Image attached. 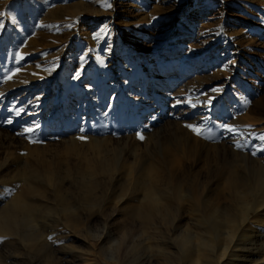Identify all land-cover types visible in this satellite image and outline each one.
I'll return each mask as SVG.
<instances>
[{
    "label": "rangeland",
    "instance_id": "1",
    "mask_svg": "<svg viewBox=\"0 0 264 264\" xmlns=\"http://www.w3.org/2000/svg\"><path fill=\"white\" fill-rule=\"evenodd\" d=\"M104 2L105 0H0V13H3L0 15V81L14 68L24 69L12 81L0 82V98L9 93L8 102L0 108L4 113H11L16 108L13 106L10 109L8 103H14L16 98L31 93L28 107L24 109L25 117L30 120V127L31 122H34L33 127L37 128L32 133H25L23 128L17 127L15 137L18 130L19 133H25L24 136L19 135L23 137L22 143L2 149L10 150L13 156L7 168H0V199L3 200L0 206L8 203V199L22 185L16 162H32L35 156L45 154L48 160L60 167H64L69 161L73 163L72 166L84 168L86 159L96 158L99 154L93 155L95 148L88 147V143L78 138L82 135L108 137L110 140L109 144L106 142L107 151L115 150L119 158L117 180L113 178L110 183L106 178L104 183L97 186L100 194L98 191L95 199L103 202L114 198L109 191L118 183L121 184L120 189H123L119 195L123 199L133 200L130 195H126L132 189V182L130 181L129 186L124 178L128 171L132 173L139 169L158 152L157 136L170 139L174 136L171 140L175 142L173 139L179 135L176 141L183 148L187 144L195 145L194 156L188 159L179 151H173V155L169 157L175 172L183 174L182 181L186 182L180 184L183 186L195 183L194 180L202 181L211 188L217 184L224 185L223 175L227 173V169L215 161L217 153L223 156L233 152L249 157L248 160L240 159L242 162H236L237 165H242L245 160L244 164H259L264 167V141L259 138L264 135V0H107L112 5L108 9L102 6ZM77 3L85 5L87 9L80 11V6L74 14L65 11V6H76ZM85 12H89L86 13L88 15L81 16ZM18 51L26 57L21 64H16L14 59ZM81 57L84 58V71L77 80L73 76L82 63ZM37 64L41 67L37 68ZM52 66H55V71L51 74L41 70ZM165 70L168 74L164 73ZM33 72L39 73L43 79L33 76ZM212 88L220 91L212 92ZM95 94L97 98L93 97ZM208 97H214L211 106L207 105ZM244 98L250 101L247 107L242 105ZM91 99H95L97 104L89 103V108L95 112L93 117H87L88 121H84L80 116H72L74 123L73 120H66V113L74 115L72 113L76 109L82 111L84 102ZM188 100L193 103L200 101L202 104L197 105L196 102L197 106L193 109L188 103H177ZM153 102L154 112L149 111L147 116H143L140 113L142 108ZM98 110L102 116L100 119L99 114H96ZM58 112L65 118L57 117ZM150 115L156 116L146 126L144 123L149 122L146 119ZM196 117L200 119L196 120ZM189 123L203 124L205 135L196 136L185 127ZM222 124L233 126L235 131H226L221 127ZM26 125L29 128L28 124L24 126ZM67 127L69 131L60 138H42L45 132H63ZM175 130L178 132L177 136L173 133ZM137 132L144 136L143 140L137 138ZM158 132H162L161 135ZM209 134L211 139L207 138ZM30 135H34L32 139ZM30 139L40 140L33 143L29 142ZM69 141L75 143L70 145L73 147L71 149L66 147ZM237 142L241 145L240 148L236 147ZM167 146L172 148L170 144ZM33 148H45L42 150L45 153ZM111 148L113 149L110 150ZM133 154L142 157L139 162L126 164L120 160L123 157L130 162ZM232 158L236 160L237 157ZM226 159L231 160V157L226 156ZM2 160L3 154L0 152V163ZM236 164L232 169L244 176V169ZM113 182L115 183L112 184ZM67 185L69 191L66 190V199H80V184L74 182ZM53 189V186L47 187L41 199L53 201ZM223 190L225 195L226 190ZM211 194L216 201L218 197L214 191ZM33 200L37 204L41 203L37 197ZM221 200L226 205L232 204L229 199ZM233 207L238 213V205ZM185 209L178 218L179 227L174 231H167L164 226L159 227L155 213L151 216L152 220H134L135 227L128 234L125 232L126 221L121 211H115L109 221L110 227L103 230L104 238L95 241L97 253L89 249L83 240L84 236L94 234L97 226H100L98 221L91 219L87 227L80 224L74 233H70L71 237L75 236L72 242L73 253L86 258L88 264H136L138 260L144 262L146 259L148 263L144 262L145 264H223L224 261L243 257V252L235 248V244L226 249L224 242L212 236H204L198 240L199 247L196 245V251L177 250L174 245L166 244L168 237L177 242L190 228V231L192 228L208 229L206 218L202 217L201 223L197 219L195 221L192 213ZM50 220L52 218L47 217L45 220L35 221L38 233L43 236L47 234ZM255 228L263 230L262 226L255 224L251 227L249 224L243 226L240 231L243 234L242 240L253 239ZM260 241L264 244V231ZM119 245L121 249H117ZM27 247L24 241L11 240L7 235L0 238V264H9V260L5 258L8 252L17 253L16 261L19 264L34 263L42 252L35 254ZM100 248L104 249L101 251L103 255L99 252ZM106 250L109 254L104 257ZM192 251L194 255L191 254ZM221 253H224L223 258ZM232 253L234 258L230 257ZM259 253L260 264H264V245ZM58 261L59 258L51 264H59ZM233 262L237 263V260Z\"/></svg>",
    "mask_w": 264,
    "mask_h": 264
},
{
    "label": "bare ground",
    "instance_id": "2",
    "mask_svg": "<svg viewBox=\"0 0 264 264\" xmlns=\"http://www.w3.org/2000/svg\"><path fill=\"white\" fill-rule=\"evenodd\" d=\"M78 4L79 3H77L76 6H75V4H69V5L65 6L64 9L69 14H74V12H77L78 8H80V6H81L80 11H81V9H87V7L85 5H81V4L78 5ZM86 13H89V12H85L81 16L88 15ZM90 16L91 15H89V17ZM18 17H19V15H18ZM150 71H152V70H150ZM164 73L168 74V72L166 70L164 71ZM6 88L8 89V86ZM7 94H9V93H7ZM7 94L4 95L2 98H0V107L3 104H6L8 102ZM98 94H100V93H98ZM93 97L97 98V94H95V96H93ZM30 98H31V93H26V94L20 96L18 99L16 98V101L14 103H13V101L9 102L8 106L10 105L9 106L10 109H13V106H14V108H16L11 113H6V112L4 113L3 110L0 108V152L3 154V160L0 163L1 169L7 168L8 164L10 163L9 160H11L10 158H11V156H13V154L10 150L2 151V149H4V147H8V146H16L17 143H22V138H23L22 136H19V135H16V137L14 136V134L17 130V127L26 129V128H28V126L27 125L24 126L25 124H28L30 127V120L25 117L26 112L24 111V109L28 107V100ZM89 99H90V97H89ZM94 100L91 99V100L85 101L83 104V110L82 111L79 112L77 109L75 110V112L72 111L73 112L72 114H74V115H70V114L67 115L69 112L66 113L65 116H68V117H66V120L67 121L73 120L72 116H74V118H77V116H80L81 119L84 121L87 119V117H93L95 112L92 108H89V103L91 102V103H94L95 105H97ZM98 100H100V99H98ZM160 101H162V100H160ZM196 102H197V105L202 104L200 101H196ZM62 103H63V101H62ZM111 104H109V105H111ZM154 105H155L154 102L146 105L144 108H142L140 113H142L143 116L144 115L147 116L149 111H153L152 109L154 108ZM77 106H79V105H77ZM139 107L141 108V106H139ZM191 108H193V107H191ZM63 109H65V107ZM193 109H195V108H193ZM80 110H81V108H80ZM108 110H109V108H108ZM208 110H206V111H208ZM8 111H10V110H8ZM135 111H137V110H135ZM157 111H158V109H157ZM96 112H97L96 114L101 113L99 110ZM108 113H111V112H108ZM200 113H202V112H200ZM99 115H98V119H100L99 117H102L101 115L100 116ZM28 116H29V114H28ZM58 116L60 117V119L65 118V116L62 117L61 112L60 113L58 112L57 117ZM154 116H156V115L148 116V118L146 120H148L149 122L144 123V124L146 126L151 124L152 120L155 119ZM139 117L141 118L142 116H139ZM193 117H194V115H193ZM106 118H107V115H106ZM78 119H80V118L78 117ZM104 119H105V117H104ZM199 119L200 118L196 117V120H199ZM7 120H11L12 123L11 124L6 123ZM110 120H109V122H110ZM86 121H88V120H86ZM176 121H178V119ZM75 122H76V120H75ZM107 122H108V120H107ZM198 122H200V121H198ZM33 123L34 122H31L32 128H35V127H33ZM72 123H74V120ZM76 124L77 123H75V125ZM96 124H98V123H96ZM177 124H178V122H177ZM34 125H36V124H34ZM67 125H68V123H67ZM173 125H176V124L173 123ZM92 126L93 125L90 126V129ZM106 128H107V126H106ZM35 129H37V128H35ZM109 130H110V128H109ZM68 131H69V128L65 129L63 132H59V131L58 132H53V131L45 132V133H43L42 138H45V140H46V137L57 139V138H60V136L62 134H64L65 132H68ZM146 131H147V129H146ZM153 131H155V130H153ZM19 132L20 131L18 130V133ZM128 132H127V134H128ZM175 132H176V130H175ZM175 132L173 131L174 135L177 136L176 134H178V132H176V133ZM137 133H139V132H137ZM158 133L161 135L162 132L161 133L158 132ZM83 134H84V132H83ZM147 134H148V132H147ZM24 135H25V133H24ZM81 135H82V133H81ZM89 135L92 136L91 134H89ZM135 135H134V137H135ZM32 136H34V135H32ZM32 136L30 135L31 139L33 138ZM100 136H98V137H100ZM84 137H86V139H84V141H85V143H88V147L95 148V150L93 151V155L95 156V154L96 155L99 154L98 156H96V158L86 159V162H85L86 166L84 168L78 167V166H72L73 163L67 161L68 158L66 159L67 163H65V166L60 167L59 165L52 163L50 160H48V158L45 156V154H42L39 157L35 156L34 160L32 159V162H28V160H23V161H20L19 163L16 162L17 170L21 176L20 181H21L22 185L17 189V192H15V194H13L8 199V201H9L8 203H4L0 206V238L3 239V237H5L7 235V236H9V238L11 240L18 241V242L24 241L25 246L27 245L29 247V249L32 250L35 254L42 252L41 255L39 257H37L36 260L34 259L35 262L32 264H39L40 262H42L41 264H43V263L44 264H51L57 258L60 259V261H58L59 264H88L89 261L86 258H82L81 256L73 253L74 252L73 251L74 246L72 245V242H73V239H75V236L71 237L70 233L71 232L74 233L76 230V227H78V225H80V224L87 227V225H89L91 219H95V221H98L97 224H100V226H97L96 232L94 234H90L89 236H87V235L84 236L83 240L86 242L89 249H91L92 251H95V253H97L95 250L96 249L95 241H98V240H101V238H104L103 237V233H104L103 230H105L107 227H110L109 221L111 220V217L114 215L115 211H121L120 213H122V215L126 221L124 223V225L126 227L125 232L128 234V233H131V231H133V229L135 227L134 220H140V221H144V222L147 220H152L151 216H153L155 213H157L156 214L157 215V225H159V227L164 226L167 231L168 230L174 231L177 227H179L178 218L180 217L181 213L183 212V209H185V208H186L185 210L192 213V216L195 217V221L197 219V221L200 222L201 221L200 219L202 217L206 218V220L208 221V226H209L208 229L200 230V228H199V230H198V229L194 228L195 230H193V228H192V231H190L191 230V228H190V230H188L184 233L182 232L183 233L182 238L179 241L173 242L172 239H169V237H168L165 241L166 244H170L171 246L174 245L177 250L182 249V250L189 252L191 250L197 249V246H196V245H198L197 241L202 239L204 236L205 237L206 236L217 237V239L220 242L225 243L224 247L226 249H228L229 247L232 248L233 244H235L234 245V246H236L235 248H237L243 252V254H242L243 257L242 258L239 257L241 259H234L232 261L230 259L229 261H226V262L224 261L223 264H260L261 258H260L259 252H260L262 246L264 245L263 242L260 241V236L262 234V231H264V167L263 166H260L259 164L258 165L244 164V162H246L245 161L246 158L248 160L249 157L242 156V155L237 154V153L231 152L228 155L223 154V156H220L219 153H217L215 156V161L217 162V164L221 165L222 168L227 169V173H225L223 175V177H224L223 180L225 181L224 185L217 184L216 186L214 185L215 186L214 188H211V187H209V185L202 183V181L200 182L198 180H194L193 182H195V183L186 184V186H183V185H180V184L186 183V182L184 183V181H182L183 180V177H182L183 174H178L177 172H175V170L173 169V166H172V160L169 157L173 155V151H176V152L179 151L181 153V155L185 156V158L188 159V158L194 156L195 145L194 144H192V145L187 144L186 146L184 145V148H183L181 143L176 141L177 137H175V139H173V140H175V142H173L171 139L174 136H172L171 139L167 138V137L162 138L160 136H157V137L155 136L157 139L156 146L158 148V152L150 159L149 162L146 161L145 164L142 165L139 169L134 170L132 173H129V171H128L126 174L127 177L124 178L127 181V183L129 184V186H130V181L132 182V189L129 190V193L126 192L127 193L126 195H130L133 198V200L123 199L119 195V194H122L121 192L123 189L122 188L120 189L121 184L120 183L117 184V182L115 181L117 186H114V187H116V189L113 187L109 191L114 196V198H111V200H109V201L103 202V201H98L95 199L96 193L98 191L100 194V189H98L97 186L104 183L106 178L110 181V183H111L113 178H114V180H117L116 174L118 173V171L120 169V167L118 166L119 158L116 154L117 152H114L115 150H113L112 152L107 151L108 146H106V145L109 144V140H110V139H108V137L102 136V138H96L93 136L89 137L87 135H84ZM37 138H40V137H37ZM110 138H111V136H110ZM31 139H30V141H31ZM125 139L127 140L128 138L125 137ZM38 140H40V139H38ZM41 141H39V142H41ZM43 141H44V139H43ZM154 141H155V139H154ZM106 142H108V144ZM150 142H152V141L150 140ZM152 143H151V145H153ZM155 143H156V141H155ZM74 144L75 143H73V141H69V143H66V147L71 149L73 147L70 145H74ZM118 144H119V141H118ZM168 144H170L172 146V148H169L167 146ZM246 145H247V143H246ZM63 146L65 147V145H63ZM110 147H112V146H110ZM37 149L33 148V150H37ZM44 149H42V150H44ZM112 149L113 148H111L110 150H112ZM42 150L39 149L37 151H40V153H45ZM136 154H137V152H136ZM136 154L131 155L132 159L130 162L128 161L127 158H123V157H121L120 160L126 164L131 163V162H139V159L142 157L141 156L139 157V155H136ZM226 156H230L231 160H227ZM232 157H237L238 159L236 158V160H233L235 158H232ZM240 159H245V160H243L244 162L242 163V165H237L236 162H239V161L242 162V160H240ZM59 161H60V159H59ZM175 161H177V160H175ZM255 161L257 162V160H255ZM247 163H249V162H247ZM234 164H236L237 167L239 166V167L244 169L243 170V171H245L244 176H242L243 174L240 175L241 173L239 174L234 169H232ZM235 168H236V166H235ZM241 168H240V170H241ZM0 173H1V171H0ZM198 176H199V174H198ZM125 180H123V181L125 182ZM181 181H182V183H181ZM74 182H76V183L78 182L80 184V189H81L80 192L81 193L80 192L79 193L81 194V196H80L81 198L79 197L80 199H75L74 198L75 196H74L73 197L74 199L67 200L68 199V198L66 199V197H67L66 190L68 189L67 183L72 184ZM115 182H113L112 184H114ZM51 186L54 187L52 192L54 193L55 199L51 202H48L44 199H41L44 196L43 191H45L47 187H51ZM70 188H71V186H70ZM223 189L226 190L225 195L222 193ZM68 191L69 190H67V192ZM103 191L105 192V190H103ZM183 191H184V193H183ZM212 191H214L215 195L218 197L216 199V201H214L215 197L213 198L212 194L210 195V192H212ZM116 192H118V194ZM69 193H67V194H69ZM64 195H66V196H64ZM34 197H37L41 201V203L37 204V202H35L33 200ZM223 198L229 199L230 202H232V204L226 205L225 203L222 202L223 200H221ZM2 202H3V200L0 199V203H2ZM173 203H174V205H173ZM231 205H233V206L238 205V208H239L238 213H237V209H236L237 207H235L236 211H234V207ZM81 210H83V211L85 210V211L82 212ZM47 217L52 218V220H50L51 223L49 225H47V227H48L47 234L43 236V235H41V233H38V230H37L38 226H37V224H35V221L39 220V219L45 220V218H47ZM247 224H249L250 227L252 226V224H255L256 226H262L263 230H257L255 228L254 238L249 239V240H246L247 239L246 238L243 241L242 240L243 234H240V231L242 230V227L247 225ZM182 228H180V229L182 230ZM113 232L115 233L116 230H114ZM172 236H173V234H172ZM49 237H52V239H49ZM4 239H6V238H4ZM20 244H22V243H20ZM114 245H116V244H114ZM101 246H102V244H101ZM28 247H27V249H28ZM115 247H117V246H115ZM198 247H199V245H198ZM119 248H120V245H119V247H117V249H119ZM202 248H204V247H202ZM102 250L104 251V249L100 248V251L99 250L98 251L101 252ZM105 252H104V257L108 256L107 254H109V253H107V250ZM229 252L231 253L232 251H229ZM101 253L103 255V252H101ZM113 253H115V252H113ZM234 253H235V251H234ZM16 254L17 253L14 254L12 252H8L5 254V258L7 260H9V262H8L9 264H19V262L16 261V256H17ZM191 254L194 255V252ZM218 254H220V253H218ZM231 255H233V253L230 254V257L234 258V256L232 257ZM180 256H181V254H180ZM221 256L223 258L224 253H221ZM227 256H228V254H227ZM92 258H93V261L94 260L96 261L95 257H92ZM139 259H140V257H139ZM146 260L144 262H147ZM235 260H237V263L233 262ZM144 262H142L141 260H138V262L136 264H145Z\"/></svg>",
    "mask_w": 264,
    "mask_h": 264
},
{
    "label": "snow or ice",
    "instance_id": "3",
    "mask_svg": "<svg viewBox=\"0 0 264 264\" xmlns=\"http://www.w3.org/2000/svg\"><path fill=\"white\" fill-rule=\"evenodd\" d=\"M102 6L104 8H106V9L112 7L111 3H108L107 0H105V2L102 4ZM0 15H3V13H0ZM41 26L43 27V25H41ZM69 26H71V25H69ZM25 58L26 57H25V55L22 52H19L18 51V52L15 53L14 59H15V63L16 64H21L25 60ZM80 59H81L82 63L80 65L79 69L75 71L74 76H73V78L74 79H77V80L81 77V74L84 71V64H83L84 58L81 57ZM36 67L37 68H40L41 66L37 64ZM41 70L43 72H47V73L51 74V72L55 71V66H52V67H44ZM22 71H24V69L21 68V67L14 68L13 70H11L7 74H5L3 76L2 81H0V82H4V83L10 82L15 77H17ZM32 75L33 76H37L40 79H43V77L42 76H39V73H37V72H33ZM24 82L26 83L27 81H24ZM211 91L212 92H218V91H220V89H218V88H212ZM0 95H2V93H0ZM205 95H207V94H205ZM213 99H214V97H208L207 98V105L208 106H211ZM177 103H188L193 108H195L197 106L191 100H188V101H177ZM249 103H250V101L247 98H244L242 100V105L244 107H247L249 105ZM6 123L11 124L12 121L11 120H7ZM185 127L188 128L191 132H193L198 137L205 135V129H204V125L203 124H191V123H189V124H186ZM221 127L223 129H225L226 131H228V132H234L235 131V129L233 128V126H231L229 124H222ZM34 131H35V128H32V127H29V128L24 129V132L25 133H32ZM23 134L24 133H17V135H23ZM136 135H137V138L138 139H140V140H143L144 139V136L142 134L137 133ZM78 138L81 139V140L86 139V137H84V136H80ZM207 138L208 139H211L212 137L209 134ZM259 138L262 141H264V135H261ZM30 142L36 143L37 141H30ZM236 147L237 148H240L241 145L237 142L236 143ZM253 155H255V152L253 153ZM49 239H52V237H49Z\"/></svg>",
    "mask_w": 264,
    "mask_h": 264
}]
</instances>
